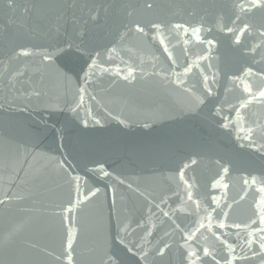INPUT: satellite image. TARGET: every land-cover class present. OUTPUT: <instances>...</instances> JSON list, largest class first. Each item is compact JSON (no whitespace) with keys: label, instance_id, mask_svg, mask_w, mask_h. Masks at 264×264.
<instances>
[{"label":"water","instance_id":"water-1","mask_svg":"<svg viewBox=\"0 0 264 264\" xmlns=\"http://www.w3.org/2000/svg\"><path fill=\"white\" fill-rule=\"evenodd\" d=\"M261 92L264 0H0V264H264Z\"/></svg>","mask_w":264,"mask_h":264},{"label":"snow or ice","instance_id":"snow-or-ice-1","mask_svg":"<svg viewBox=\"0 0 264 264\" xmlns=\"http://www.w3.org/2000/svg\"><path fill=\"white\" fill-rule=\"evenodd\" d=\"M255 6H259V4H253V7ZM194 31H199L198 29L194 30ZM237 40H239V37H237ZM24 55H27L28 53H23ZM247 90V89H246ZM260 95L264 96V92H261ZM262 231H264V229H262ZM262 239H264V237H262ZM69 247H71V240H69ZM262 248H264V244L261 245Z\"/></svg>","mask_w":264,"mask_h":264}]
</instances>
